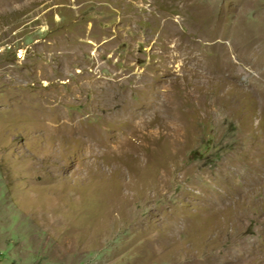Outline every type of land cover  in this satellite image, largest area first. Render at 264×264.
Returning <instances> with one entry per match:
<instances>
[{
    "label": "rangeland",
    "instance_id": "obj_1",
    "mask_svg": "<svg viewBox=\"0 0 264 264\" xmlns=\"http://www.w3.org/2000/svg\"><path fill=\"white\" fill-rule=\"evenodd\" d=\"M0 264H264V0H0Z\"/></svg>",
    "mask_w": 264,
    "mask_h": 264
},
{
    "label": "bare ground",
    "instance_id": "obj_2",
    "mask_svg": "<svg viewBox=\"0 0 264 264\" xmlns=\"http://www.w3.org/2000/svg\"><path fill=\"white\" fill-rule=\"evenodd\" d=\"M207 8L206 7L201 8V9L198 8L197 10H194L193 12H194V14H196L197 17H208L209 15L211 17L212 12L215 10L214 9L215 7L212 6V8H210V7H207ZM209 18H207V19H209ZM208 22H209L208 26H210L212 31L218 30L219 25H220L218 18H216V19L210 18ZM260 32H261V30H259V29L255 30L253 28L249 29V28H243L239 25H235L233 28L228 29L224 33L223 37L226 40H228L229 43L227 46H229L230 50H235L237 48H240L244 54H250L252 52L254 53L255 46L257 44H260V37H259Z\"/></svg>",
    "mask_w": 264,
    "mask_h": 264
}]
</instances>
